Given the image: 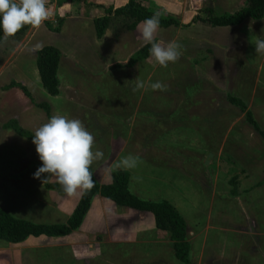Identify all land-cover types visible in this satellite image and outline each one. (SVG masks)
Masks as SVG:
<instances>
[{
  "label": "rangeland",
  "instance_id": "1",
  "mask_svg": "<svg viewBox=\"0 0 264 264\" xmlns=\"http://www.w3.org/2000/svg\"><path fill=\"white\" fill-rule=\"evenodd\" d=\"M125 1V0H124ZM181 24L159 27L156 41H177L182 55L167 67L150 55L132 66L130 57L145 45L137 28L111 17L103 37L95 19L122 0H55L39 28L0 44V206L34 222L64 223L82 191L69 196L33 177L41 166L35 145L6 127L8 121L35 131L51 114L82 121L94 136L92 163L100 183L129 154L139 157L129 187L144 199H166L185 217L192 244L191 264H264V140L231 103L240 98L264 129V17L235 26H213L200 18L231 12L245 0H144ZM37 43L62 52L60 93L42 86ZM145 88L133 91L136 81ZM24 84L32 98L20 88ZM167 91L152 90L155 82ZM0 264H184L168 232L151 212L119 206L100 194L80 227L62 238L0 240Z\"/></svg>",
  "mask_w": 264,
  "mask_h": 264
},
{
  "label": "trees",
  "instance_id": "2",
  "mask_svg": "<svg viewBox=\"0 0 264 264\" xmlns=\"http://www.w3.org/2000/svg\"><path fill=\"white\" fill-rule=\"evenodd\" d=\"M54 1L55 0H47L46 7L53 5ZM64 1L71 2L75 0ZM156 12L161 14L159 27L168 28L181 24L175 16L168 14L164 9L150 8L144 0H125L119 6H107L105 8V15L95 19L96 34L99 38L103 37L109 26L111 17L120 16L126 28L134 30L141 21L150 18ZM263 17L264 0H245L244 3L234 11L208 16L207 18H201V16L197 15L196 19L200 18L213 26H235L242 23L247 18L261 19ZM30 27V25L24 26L14 36L8 39L21 38ZM3 42H5L3 30L0 29V44ZM150 47V44H145L137 50L130 57L126 66H132L136 62L147 58L150 55ZM36 55V64L42 86L50 95H59L60 79L58 70L62 59L61 50L54 45H44L42 50L36 52ZM12 87L20 88L28 97L32 98V94L24 84L12 81L5 86V89ZM228 99L231 103L237 105L241 110L246 112V120L264 140V129L254 118L253 112L246 108V104L234 95H228ZM36 105L46 111L48 118L52 116L51 104L49 102L43 101ZM5 126L14 129L20 136L32 141L34 132L21 126L18 120L12 119L8 121ZM90 170L93 173V180L95 182L94 187H92L91 190L82 191L79 201L64 223L34 222L16 217L0 206V240L16 244L24 242L31 236L62 238L70 235L75 229L80 227L92 205L94 196L100 194L119 206L132 208L139 212H151L154 215L156 227L168 232L175 256L184 264H191L190 251L192 244L188 239V223L185 217L171 202L166 199H144L133 193L129 187L130 172L127 169L112 171L111 180L105 183H100L93 170ZM47 187L54 189L58 188L60 193H64L62 187L57 182L47 183Z\"/></svg>",
  "mask_w": 264,
  "mask_h": 264
},
{
  "label": "clouds",
  "instance_id": "3",
  "mask_svg": "<svg viewBox=\"0 0 264 264\" xmlns=\"http://www.w3.org/2000/svg\"><path fill=\"white\" fill-rule=\"evenodd\" d=\"M47 0H0V29L6 42L24 26L39 28L49 19L46 7ZM160 13H154L150 18L137 25V32L145 44H150V56L162 67L169 62L175 63L182 55V45L177 41H170L166 45L157 42L156 36L160 26ZM255 53L264 54V40L254 42ZM42 44L33 46V51L42 50ZM152 90L167 91V85L155 82L150 85ZM145 88L143 81L137 80L133 91ZM32 142L41 166L37 168L33 177L41 179L43 183L54 177L63 191L69 196L79 191H88L94 187L93 173L90 170L94 161L103 158L100 150L93 151L94 136L87 130L81 120L69 118L61 114H53L47 122L34 131ZM139 157L127 155L113 165V171L135 168Z\"/></svg>",
  "mask_w": 264,
  "mask_h": 264
},
{
  "label": "crops",
  "instance_id": "4",
  "mask_svg": "<svg viewBox=\"0 0 264 264\" xmlns=\"http://www.w3.org/2000/svg\"><path fill=\"white\" fill-rule=\"evenodd\" d=\"M124 2V0H122L121 4Z\"/></svg>",
  "mask_w": 264,
  "mask_h": 264
}]
</instances>
